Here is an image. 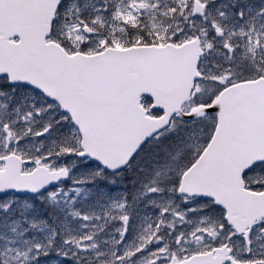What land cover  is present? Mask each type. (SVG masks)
Here are the masks:
<instances>
[{"label": "snow or ice", "instance_id": "1", "mask_svg": "<svg viewBox=\"0 0 264 264\" xmlns=\"http://www.w3.org/2000/svg\"><path fill=\"white\" fill-rule=\"evenodd\" d=\"M0 264H264V0H0Z\"/></svg>", "mask_w": 264, "mask_h": 264}]
</instances>
